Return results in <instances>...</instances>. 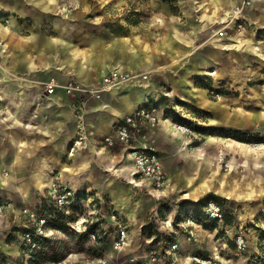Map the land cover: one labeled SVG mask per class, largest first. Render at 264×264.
Wrapping results in <instances>:
<instances>
[{
	"label": "rangeland",
	"instance_id": "374dc122",
	"mask_svg": "<svg viewBox=\"0 0 264 264\" xmlns=\"http://www.w3.org/2000/svg\"><path fill=\"white\" fill-rule=\"evenodd\" d=\"M249 1L247 25L237 29L227 23V15L240 0H141L127 8L91 0V15L134 16L145 26L155 14L162 23L186 12L201 18L206 7L214 13L220 7L225 31L222 38L214 36L221 22L213 25V38L190 57L180 44L176 62L155 45L159 64L137 72L146 76L139 77L141 85L109 91L124 95L123 89L133 88L128 98L139 104L127 115L143 108L155 119L137 118L128 146L107 147L99 139L94 150L85 141L63 162H37L30 177L23 174V148L16 149L15 172L7 180L12 190L6 183L0 188L5 206L0 210V264H264V0ZM74 2L54 0L53 5L69 11ZM106 93L100 100L68 96L77 99L81 123L95 116L110 123L105 110L83 113V107L108 99ZM100 128L108 131L107 125ZM130 147H147L161 160L166 184L160 195L134 174L126 161ZM38 174H43L41 188L34 183ZM57 183L60 188L49 194ZM24 184L26 196L17 189ZM66 192L68 203L57 207V198ZM209 200L222 209V224L200 219L197 210ZM32 212L52 218L47 236L28 249L22 236L33 227ZM119 226L127 231L128 243L114 250ZM240 236L244 249L235 243ZM153 250L159 263L149 261Z\"/></svg>",
	"mask_w": 264,
	"mask_h": 264
},
{
	"label": "crops",
	"instance_id": "0c3cea01",
	"mask_svg": "<svg viewBox=\"0 0 264 264\" xmlns=\"http://www.w3.org/2000/svg\"><path fill=\"white\" fill-rule=\"evenodd\" d=\"M76 1L72 10L65 11L54 6V0H0V20H9L8 27L0 21V39L6 42L8 50L1 58L0 70V181L4 180L0 188L8 185L11 189L7 180L11 170L15 172L12 168L17 162V148H23V174L30 177L37 162H63L65 156H74V148L85 141L87 147L95 150V141L109 136L127 112L139 104L136 99L128 98L133 88L123 89L127 91L124 95L108 92L104 95L108 99L83 107V113L105 110L110 123L100 121L98 116L84 118L81 123L77 99L69 98L61 90L46 97L42 91L44 83L52 79L59 84L70 81L95 84L110 71L149 72L159 64V56L153 50L155 45L174 62L180 44L190 57L213 38L210 28L222 21V8L214 13L206 7L201 18L186 12L183 17L172 16L161 23L159 15L155 14L152 22L145 26L134 16L91 15V0ZM139 1L103 0L126 8ZM194 17L198 22H194L197 21ZM161 34L165 38L158 37ZM111 109L122 114L114 116ZM106 125L108 131L102 133L100 127ZM89 150L95 156L96 152ZM42 176L38 174L40 179ZM34 183L37 187V176ZM24 188L25 184L17 186L21 193L25 192Z\"/></svg>",
	"mask_w": 264,
	"mask_h": 264
},
{
	"label": "built area",
	"instance_id": "2783aa9c",
	"mask_svg": "<svg viewBox=\"0 0 264 264\" xmlns=\"http://www.w3.org/2000/svg\"><path fill=\"white\" fill-rule=\"evenodd\" d=\"M249 0H240V3L233 7L227 15V23L233 28L242 29L247 25V19L245 16L244 9L248 7ZM2 23L8 27V21L2 19ZM223 22L217 24V28L214 31V36L222 38L224 35ZM6 42L0 39V70L1 58L7 54ZM4 70V68H3ZM146 79L145 75L137 73L128 72H109L103 77V80L98 85L93 84H82L75 81L67 82L66 84H59L54 80H49L43 84V94L46 97L55 95L57 90L64 92L66 96H82L85 98H94L96 100L101 99V95L104 92L120 90L123 86L128 84H140V79ZM141 85V84H140ZM144 118L147 121L154 122L155 119L149 114V112L143 108L138 109L135 114L126 115L123 117L122 121L114 126L113 132L103 138V142L107 147H112L114 145L128 146L130 140L133 136V130L136 127V119ZM183 130V129H182ZM126 161L131 164L134 174L145 179L149 184L152 185L153 190L157 191L160 195V191L166 184L165 176L163 173L162 163L159 157L149 148H127L126 149ZM60 188V184H53L50 188L49 194L54 195ZM70 193L66 192L57 198V207H62L66 205L69 201ZM5 206L0 205V210ZM43 207V206H42ZM198 214L200 219L207 221L208 223L222 224L224 219V213L220 206L212 200L205 201L199 208ZM34 224L31 230L26 231L22 240L25 246L30 249L36 246V243L47 236V226L49 219L52 218L50 214L42 213L40 216H36L35 212L30 214ZM112 219L116 221V217L112 216ZM192 222L196 220L192 216ZM191 234V233H190ZM192 235V234H191ZM128 243L127 231L125 228L118 227L117 235L114 240V250H122L126 247ZM238 249H244L246 244L245 240L240 236L236 238L235 241ZM172 249L175 248L173 245ZM149 261L152 263H159L160 258L156 251H150ZM133 262V260H131Z\"/></svg>",
	"mask_w": 264,
	"mask_h": 264
},
{
	"label": "bare ground",
	"instance_id": "6f19581e",
	"mask_svg": "<svg viewBox=\"0 0 264 264\" xmlns=\"http://www.w3.org/2000/svg\"><path fill=\"white\" fill-rule=\"evenodd\" d=\"M118 71V70H117ZM115 72V71H114ZM174 91V90H173ZM189 95H191L190 93H189ZM178 96H180V99H184V98H182V96L180 95V94H178ZM192 96V95H191ZM191 96H188L187 97V99L188 100H190V101H193L192 100V98H191ZM194 98V97H193ZM105 107H106V105H105ZM115 108V107H114ZM111 112H112V114L114 115V116H120L122 113L120 112V111H118V110H114V109H111ZM167 121V120H166ZM37 186L39 187V188H41L43 185H44V183L42 182V180L39 178V177H37ZM19 190V189H18ZM21 192H22V190H21ZM22 195L23 196H26V195H28L27 194V192L25 191V192H23L22 193ZM27 201V200H26ZM137 204V203H136ZM132 213V212H131ZM250 216H253V212H251L250 213ZM132 218V217H131Z\"/></svg>",
	"mask_w": 264,
	"mask_h": 264
}]
</instances>
